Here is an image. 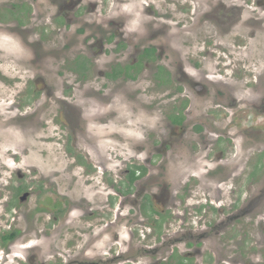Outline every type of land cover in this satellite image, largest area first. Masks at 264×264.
<instances>
[{
  "label": "rangeland",
  "instance_id": "obj_1",
  "mask_svg": "<svg viewBox=\"0 0 264 264\" xmlns=\"http://www.w3.org/2000/svg\"><path fill=\"white\" fill-rule=\"evenodd\" d=\"M146 45L163 48L153 63L137 66L139 80L120 79L121 68ZM41 57L46 62L36 64ZM115 60L121 62L113 70L121 75L117 80L110 69ZM164 62L174 81L156 86L149 74ZM178 66L182 75L175 72ZM178 86L179 97L173 93ZM178 108L189 123L186 133L174 137L170 159L155 163L140 181L152 190L164 183L176 209L160 193L149 214L136 204L145 223H133L128 241L126 220L118 218L125 170L139 163L130 158L142 155L133 154L146 139L159 130L169 134L165 122ZM78 113L83 118L76 124ZM218 162L232 166L233 179L221 187L219 203L212 193L201 200L219 176ZM189 186L182 204L187 210L200 204L195 210L204 217L196 220L199 233L190 247L185 239L170 242V233L160 239L152 228L154 214H179L180 195ZM16 187H22L19 196ZM254 191L258 206L229 222L221 248L229 258L264 264V0H0V235L19 231L10 241L0 240V264L36 263L28 257L33 246L47 264L60 255L76 263L87 242L74 249L66 242L82 234L76 229L94 217L90 210L104 211V225H116L103 231L102 249L89 251L84 264H197L196 258L180 257L197 243L203 264H216L214 232L203 225L219 216L213 218L206 204L243 207ZM25 192L24 200L13 199ZM181 222L165 226L162 234ZM143 225L147 234H141ZM204 230L208 237L198 238ZM116 232L125 238L120 245L126 256L120 258L113 255ZM55 234L51 252L48 239ZM145 246L151 254L147 247L141 252Z\"/></svg>",
  "mask_w": 264,
  "mask_h": 264
},
{
  "label": "flooded vegetation",
  "instance_id": "obj_2",
  "mask_svg": "<svg viewBox=\"0 0 264 264\" xmlns=\"http://www.w3.org/2000/svg\"><path fill=\"white\" fill-rule=\"evenodd\" d=\"M115 26H117V28L115 29L116 31L119 30L120 25L119 23H113ZM104 32V31H103ZM117 33V32H116ZM157 48H163V46H157V45H146V47L141 50V52H139V54H137L138 56H135L134 59L129 62L128 64H126V66L122 67V76L120 79H124L127 78L130 81H136L139 80L137 77V73H138V69L137 66L138 65H148L149 63H153L155 61V59L157 58ZM99 49L101 51L102 50V46L99 47ZM122 55H126L125 52H121L119 54V56ZM175 55V53L173 51H171V57H173ZM48 57V54L46 55ZM47 57H41L38 60V62H35L36 64H41L46 62ZM177 60V58H174ZM121 62L118 60H115L113 65H110V69H111V77L116 79L119 78L120 76L116 75L118 74L117 72L113 73V70L118 68L120 66ZM172 66H177V64H173L171 63ZM84 67H82L83 69ZM120 69V70H121ZM184 70L183 67H179L176 69V73L177 74H181L182 72L181 70ZM173 69L172 67L168 64V63H163L160 65H154L152 68V71L150 72L149 76H150V82L153 84H155L156 86H164L165 84H172V82L174 81L173 79ZM35 84V83H34ZM202 87L203 84H202ZM179 86L178 89L173 92L175 94H177V96L179 97ZM206 94V93H205ZM176 100V98L174 99ZM114 115L115 112H113ZM185 114L184 110H173V115H169L168 117V121L165 122L166 123V127L169 128L170 132L169 134H164L162 132V130L158 131V136L153 139V140H147L146 139V143L145 145H141L139 148L136 149V151H134L133 155H138V154H142L139 157H131V160H136L137 158L140 159L139 163L135 162L133 167L127 168L125 171L127 172V183H125V187L126 189L122 191L123 193V200L122 202H120L119 204V209L122 208V211L119 213L118 218L122 217L124 220H126V226L128 227V231L127 233L129 234L128 237V241L133 239V235L134 232L131 229L133 226V223H138V224H144L145 222H143L140 218L141 214H140V210L143 211L144 213L148 214L150 212L153 211V208L150 207V203L151 200L153 198H156L157 195L156 193H160L162 194V201H166V203H168L170 201V199L175 198V196L172 195V193H168V190L165 186L164 183L163 187L164 188H159L158 190H152L151 189V183L148 182H144L145 179L149 178V173H147V170L151 167L154 168L155 167V163H159L162 164L163 162H167L168 159H170L168 157V153L170 150H172V148L174 147V137L178 136L179 138H181V136H183L186 133L187 130V126L189 125L188 122H185L182 117ZM76 124H79V118H83V114H77L76 116ZM68 127L70 128V125H68ZM179 130H182V132H179ZM180 134V135H179ZM81 138H83V134H81ZM72 139L74 140V142H77V138L76 136L72 135ZM181 145L180 141H179V146ZM180 153H182V151H180ZM215 161V159H214ZM148 164L149 166L144 167L143 163ZM219 164V176H214V180L212 179V184H213V188L210 186L208 189H206L203 194L200 195L201 200H203V198L205 197V195H209L210 193L214 194V200H217L218 203L221 200V191H222V186L224 185H228V180L232 178V166L229 163H220ZM209 170V169H208ZM213 172L214 170H209V172ZM212 174V173H211ZM207 175V174H206ZM214 175V174H213ZM153 176V175H152ZM150 174V177H152ZM207 177V176H205ZM233 179V178H232ZM236 182L240 183L241 185L244 183L240 181L239 176H236ZM142 181V182H140ZM179 181H182V176L179 175ZM210 181V180H209ZM246 181V180H245ZM154 183V182H153ZM148 186L147 190L145 193H143L145 191V186ZM187 186V184H186ZM22 187H16L15 188V195L19 196V193L21 192ZM153 191V192H151ZM192 192L191 186H189L188 188H184L183 190V194L180 195L179 200L181 201V204L184 202V196L188 195V192ZM214 192V193H213ZM262 193H264V191H262ZM29 192H25V194H23L22 196L20 195V197H13V199L16 202H19L20 200H24L26 198V195H28ZM122 195V194H121ZM258 196L259 194L257 192H253L250 196L246 197V199H248V202L243 204L242 206H235V204L233 205L232 203H230V205L224 207L221 204L220 205H210V204H206L209 199L207 198L206 202H202L206 204V207L209 208L211 210V213L214 216H219V218L215 221V219H213V222L211 221H206V224L203 225L204 227H206V229L208 228V230L210 231V228L213 230V235H212V243L213 246L215 248H217L219 250V252L216 250L215 251V263L218 264V262L220 264H248V260L245 262L242 260V258L236 259V258H229L225 255V252L222 250L221 248V242H224L228 235H227V231L226 228L229 227L228 224H230L229 222L232 221V219L237 218L238 216L243 215V217H245L246 215H248L249 210L255 208L258 206ZM229 200V199H228ZM139 201V202H138ZM174 202V199L172 200ZM170 201V204L172 206H175L176 209V205L177 204H173V202ZM138 202V203H137ZM14 203V202H12ZM111 204V202H110ZM136 204H140V210L137 206H135ZM112 205V204H111ZM233 205V207H232ZM191 206V205H190ZM13 207V206H11ZM194 207V209H193ZM196 208H200V204H194L192 206L191 210H187L188 206H186L185 204L180 205L179 207V214L177 213L176 215H173L172 212L170 211V216L168 217L167 215H162V214H154V220L152 222V228L153 231L155 232H159V234H157L158 236L160 235V239L162 238H167L168 234L170 233V242L172 243H176V241L182 242L184 239L187 242L188 247L190 246H194L195 244H193V234L194 233H199L197 232L196 229V220L199 221H203L204 217L203 215L200 216L201 214L198 213L197 210H195ZM229 207L233 208V212L230 211ZM112 207L108 206V209H111ZM127 209V212H125L124 210ZM118 209V211H119ZM132 211V212H131ZM137 212L135 215L133 212ZM155 211V210H154ZM230 211V214H229ZM139 213V214H138ZM94 214V217H92L88 222H85V226H81L80 228L82 229H76V230H81L82 234H74L72 235L68 240L70 241V245L67 244L66 242V247L67 249H74L76 248L78 245L81 244V241H86L87 244L82 247L79 255V259L77 260L76 263H73L71 260H69L68 262H64L63 260V256L60 255L59 259L57 261L51 262L48 261V264H84L87 258V253L89 251H93L95 249H97L99 247V250L102 249L101 242H99V237L102 239V233L104 230H108L111 226L115 227L114 225H116L113 221L108 220L106 222V225H104V221L107 219V217H105V213L104 211H97V212H93V211H89L88 215H92ZM147 214V215H148ZM108 215V214H107ZM146 215V216H147ZM131 216V217H130ZM174 217V218H173ZM99 218V219H98ZM166 218H169V221L166 222ZM98 219V220H97ZM183 220V222H181L180 228L179 226L177 228H175V230H170L169 232H166L164 234V228L165 226L167 228L173 227L174 223L177 221L179 223V220ZM211 223V226H209ZM144 227V228H143ZM143 229L141 230V234H143V231H145V233L147 234V226L143 225ZM31 231V230H30ZM18 230H11L10 233H4V234H13L12 237H10L9 239H7L6 241H10L12 240L18 233ZM69 232H71V229L69 230ZM68 232V233H69ZM67 233V234H68ZM3 234V235H4ZM59 236V234H55L53 236L49 237V241L50 244L48 246V249L51 250V252L57 248L55 245V239ZM198 238H205L208 237V232H206V230H204L203 232L200 233V235L197 234ZM122 239L125 240L124 237H121L119 232H116L113 234V245L115 248L114 250V257L115 258H120V257H124L126 256V252H123L122 250V246L120 245V242L122 241ZM190 239H192L191 241H189ZM38 244V243H37ZM43 244V242H42ZM41 244V245H42ZM124 244V243H123ZM39 245V244H38ZM89 245H92V248L89 249ZM72 246V247H71ZM198 243L196 245V247L194 248V250L192 252L189 253H185L184 256L183 254H181L180 252V257L181 259L187 261L188 259H192V258H196L197 259V264H203V257H202V251L199 247H198ZM147 247V249H146ZM36 248V246H33L30 248V250L32 251V255L28 256L29 258H36L37 262L34 264H47L43 261V256H41L39 254V252L37 250H34ZM39 249V248H38ZM146 249V252L151 254V250H148V246H145V248L140 247L141 252H144ZM158 249V248H155ZM75 254H71L69 252V256L72 257ZM187 255V256H186ZM192 255V256H191ZM211 259V254L209 256ZM217 258V259H216ZM180 259V260H181ZM205 261V260H204ZM212 261V260H211ZM199 262V263H198ZM250 264H252V262H249ZM180 264V262H179ZM207 264H211V263H207ZM262 264V263H260Z\"/></svg>",
  "mask_w": 264,
  "mask_h": 264
},
{
  "label": "trees",
  "instance_id": "obj_3",
  "mask_svg": "<svg viewBox=\"0 0 264 264\" xmlns=\"http://www.w3.org/2000/svg\"><path fill=\"white\" fill-rule=\"evenodd\" d=\"M14 234V233H13ZM13 234H1L0 235V240H1V242L3 243V242H5L7 239H9L10 237H12V235Z\"/></svg>",
  "mask_w": 264,
  "mask_h": 264
}]
</instances>
